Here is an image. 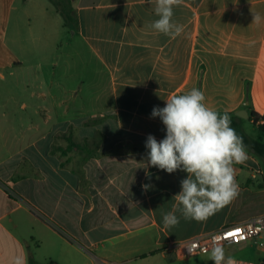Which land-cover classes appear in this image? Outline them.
Instances as JSON below:
<instances>
[{
	"label": "crops",
	"instance_id": "1",
	"mask_svg": "<svg viewBox=\"0 0 264 264\" xmlns=\"http://www.w3.org/2000/svg\"><path fill=\"white\" fill-rule=\"evenodd\" d=\"M18 2L0 0V264L171 263L181 259L173 245L239 223L264 174L257 158L234 166L232 203L204 222L176 213L165 228L187 174L146 167L145 141L165 136L153 108L193 87L220 113L246 110L245 131L262 140L253 133L264 123V0H183L175 39L148 27L158 19L149 0H72L76 31L52 3ZM32 4L42 25L60 26L68 53L26 45Z\"/></svg>",
	"mask_w": 264,
	"mask_h": 264
},
{
	"label": "clouds",
	"instance_id": "2",
	"mask_svg": "<svg viewBox=\"0 0 264 264\" xmlns=\"http://www.w3.org/2000/svg\"><path fill=\"white\" fill-rule=\"evenodd\" d=\"M183 0H149L158 17L148 27L159 34L175 39L184 32V26L173 20L174 8ZM260 17L254 15L253 22ZM152 118L159 117L165 136L157 140L149 134L145 141L146 167H156L172 174L185 172L180 181L181 190L172 198L171 211L162 213L165 228L185 220L204 222L239 195L234 165L249 159L248 148L231 126L228 113H220L206 103L202 90L193 87L182 94L165 99V106L154 107ZM147 190L150 185L142 186ZM212 264H236L226 255L222 244L211 248Z\"/></svg>",
	"mask_w": 264,
	"mask_h": 264
},
{
	"label": "rangeland",
	"instance_id": "3",
	"mask_svg": "<svg viewBox=\"0 0 264 264\" xmlns=\"http://www.w3.org/2000/svg\"><path fill=\"white\" fill-rule=\"evenodd\" d=\"M44 1H46L44 3H51L49 2V0H44ZM21 5H23L22 0H19L17 7L21 8ZM27 11L33 13V15H31L33 20L31 23H27L28 25L22 26L23 28L22 36L28 39V41L26 42V45L33 47V44H34L38 47V51H44V52L46 51L48 53H50L51 50L54 51L53 53H57L59 51L60 52L64 51L65 53H68V51L66 50V48H68V45L65 44V41H64L65 35L63 34V32L62 34L59 33V30H61L60 26H57L53 23H50L51 25L44 26L41 24L40 20H36V17L40 15L38 13L41 11V9L38 7H35L34 4H32L30 8H27ZM15 24H16V21L14 22L13 20L11 30H10L11 33L13 32L12 29L13 28L15 29ZM29 37L36 38L37 40L33 43L30 41ZM75 46H77V44H75ZM71 50L72 48L69 50V52ZM82 50L85 54V57H84L85 60L89 62L88 65L86 66V71H88L89 68L92 67L93 65L92 57L90 56L86 47H84ZM36 60L39 63H45L46 61H49L51 59L46 58V57H39ZM65 60H67V58H64L63 61ZM78 60H79L78 58H70V62L74 68L79 67L77 66ZM82 66H83L82 63H80L79 68L81 69ZM86 77L90 78L89 73H87ZM103 93H106V92L103 90ZM104 102L106 105L107 101L104 100ZM258 131L259 132H255L253 134H255L257 138L260 136L264 143V132L261 130H258ZM256 183L257 184L253 188L252 192L247 193L244 206H242V208L237 209L239 210L238 222H242L244 220H247L255 215H258L264 212V178L263 176L259 177L256 180ZM259 185H263V187ZM224 248H225L226 255L231 256L234 259L258 260L261 256L260 249H258L257 246L253 242L225 246ZM209 254L210 252L207 254H199V255L189 256V257H185L181 259L176 258L173 261H171V263L168 260H164V261H160L159 264H212V261L209 259Z\"/></svg>",
	"mask_w": 264,
	"mask_h": 264
},
{
	"label": "built area",
	"instance_id": "4",
	"mask_svg": "<svg viewBox=\"0 0 264 264\" xmlns=\"http://www.w3.org/2000/svg\"><path fill=\"white\" fill-rule=\"evenodd\" d=\"M247 242H253L260 249L261 256L258 260L235 259L236 264H264V212L242 222L227 225L212 233L177 243L172 248L180 258H185L207 254L217 244H222L225 247Z\"/></svg>",
	"mask_w": 264,
	"mask_h": 264
},
{
	"label": "trees",
	"instance_id": "5",
	"mask_svg": "<svg viewBox=\"0 0 264 264\" xmlns=\"http://www.w3.org/2000/svg\"><path fill=\"white\" fill-rule=\"evenodd\" d=\"M26 1V0H24ZM54 6L55 10L62 17L65 26L71 31H76L79 27L76 10L73 7L72 0H49ZM232 120V127L237 131V133L243 137V141L248 148V154L254 156L259 160L261 169L264 172V143L262 140L252 138L243 127V120L241 117L236 115H230ZM253 123L256 125L259 122L258 115L252 113L250 116ZM259 130L264 132V123L258 125ZM71 145L78 146L70 140ZM239 168L246 170L247 168L243 165L236 164ZM264 178V174H263ZM263 187V185H259Z\"/></svg>",
	"mask_w": 264,
	"mask_h": 264
},
{
	"label": "water",
	"instance_id": "6",
	"mask_svg": "<svg viewBox=\"0 0 264 264\" xmlns=\"http://www.w3.org/2000/svg\"><path fill=\"white\" fill-rule=\"evenodd\" d=\"M237 116L247 119L249 117L248 112L246 110H240L236 113Z\"/></svg>",
	"mask_w": 264,
	"mask_h": 264
},
{
	"label": "snow or ice",
	"instance_id": "7",
	"mask_svg": "<svg viewBox=\"0 0 264 264\" xmlns=\"http://www.w3.org/2000/svg\"><path fill=\"white\" fill-rule=\"evenodd\" d=\"M231 235V234H230Z\"/></svg>",
	"mask_w": 264,
	"mask_h": 264
}]
</instances>
